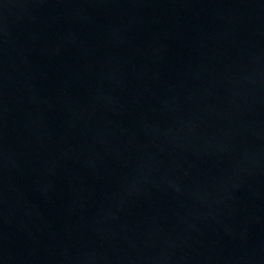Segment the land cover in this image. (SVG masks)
Instances as JSON below:
<instances>
[{
    "label": "water",
    "instance_id": "1",
    "mask_svg": "<svg viewBox=\"0 0 264 264\" xmlns=\"http://www.w3.org/2000/svg\"><path fill=\"white\" fill-rule=\"evenodd\" d=\"M0 264H264V0H0Z\"/></svg>",
    "mask_w": 264,
    "mask_h": 264
}]
</instances>
